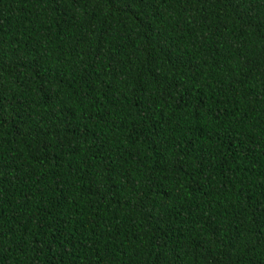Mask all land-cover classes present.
Here are the masks:
<instances>
[{
  "label": "trees",
  "instance_id": "obj_1",
  "mask_svg": "<svg viewBox=\"0 0 264 264\" xmlns=\"http://www.w3.org/2000/svg\"><path fill=\"white\" fill-rule=\"evenodd\" d=\"M0 264H264V0H0Z\"/></svg>",
  "mask_w": 264,
  "mask_h": 264
}]
</instances>
